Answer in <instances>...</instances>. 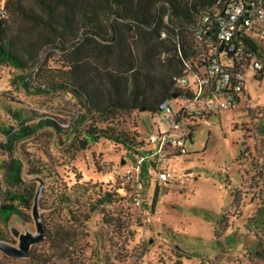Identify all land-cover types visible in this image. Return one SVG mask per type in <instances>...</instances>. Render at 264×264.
<instances>
[{
	"label": "rangeland",
	"instance_id": "rangeland-1",
	"mask_svg": "<svg viewBox=\"0 0 264 264\" xmlns=\"http://www.w3.org/2000/svg\"><path fill=\"white\" fill-rule=\"evenodd\" d=\"M167 14L164 24L172 18ZM5 17L13 35L22 44L34 43L33 54H39L38 62L30 61L25 71L0 66V146L7 142L6 132H15L22 123L52 119L63 131L43 128L16 143L13 151L0 148V208L13 205L24 214L8 221L0 217V238L18 246L20 236L37 232L33 207L41 180L43 220L50 230L59 226L69 235L62 242L34 245L32 258L0 252V264H264V227L256 223L264 210V72L261 78L246 73L245 93L234 108L216 109L208 121L199 119L192 140H187L188 154L166 160L171 180L160 182L149 162L151 171H142L127 186L124 173L134 153L106 138L87 142L85 132L95 126L130 140L169 133L171 123L162 112L153 115L143 109L117 111L107 120L88 113L84 101L56 85L72 83L76 73L71 67L77 62L86 61L93 72L94 63L114 69L116 56L105 54L94 62V41H84L83 33L76 46L62 50L57 43L47 44L49 30L29 15ZM162 31L167 37L160 39L175 46L171 30L164 26ZM184 34L191 42L190 31ZM255 38L264 47L258 32ZM137 47L140 54L142 47ZM177 57L174 49H163L155 58L157 72L176 71ZM38 89L46 92L36 94ZM17 159L24 164L23 183H7L10 165ZM73 187L77 191L70 192L79 205L72 212L56 207L58 195ZM6 192L21 193L32 200V207H20ZM105 192L116 195L93 212ZM136 192L140 208L133 203Z\"/></svg>",
	"mask_w": 264,
	"mask_h": 264
},
{
	"label": "trees",
	"instance_id": "trees-1",
	"mask_svg": "<svg viewBox=\"0 0 264 264\" xmlns=\"http://www.w3.org/2000/svg\"><path fill=\"white\" fill-rule=\"evenodd\" d=\"M219 2L220 0H6L4 10L5 16L29 15L40 24H44L50 34L47 44L57 43L58 48L65 50L68 44L76 46L83 33L84 41H94V62L105 54L116 56L118 66L114 69L107 65L97 67L94 63L93 72L92 66L86 61L77 62L78 66L71 67L76 73L72 83L56 85L57 89L70 90L84 101L88 113L106 117V120L109 114L111 116L117 111L131 113L144 109L146 113L155 115L160 112L159 108L163 103L168 102L170 105L174 103L177 107L176 116L189 133L187 140H192L197 123L203 118L181 110L179 97L186 93V90L179 88L173 78L182 74L181 66L185 62L194 61L196 69L205 72L208 53L196 43L193 32L199 27L205 28L201 24L203 14H215V11L221 8ZM37 7L41 10L38 11ZM166 11L169 18L172 17L168 24L163 22ZM5 16L0 18V66L10 65L25 71L29 68L30 61L38 62L39 53L33 54L34 43L22 44L20 38L13 35L12 25ZM164 26L175 36V46L168 45L160 39ZM185 30L190 31L191 42L186 39ZM207 33L208 36L205 38L214 40L216 28L208 30ZM240 38L254 52L264 56V47L256 42L255 37L242 33ZM137 46L142 47L140 54L135 50ZM106 49H109V52ZM163 49L169 52L174 49L177 52L179 66L176 71L157 72L155 58ZM26 80L27 77H24L23 82L27 88ZM45 92V89H38L35 93ZM212 115L214 114L209 117ZM43 128L51 129L57 134L63 131L60 124L52 119H41L36 124L22 123L15 132L13 130L6 132L7 142L0 148L13 151L16 143L34 137ZM101 138L124 145L127 151L133 152L135 156L145 152L149 147L148 137L141 138L140 135L128 140L95 126L94 130L85 132L84 139L87 142L97 143ZM169 154L168 159L180 156L173 150H170ZM23 168L21 160L12 162L6 182L22 184ZM143 171L147 173V165ZM40 183L44 189V182L41 180ZM125 183L130 186L126 180ZM70 191H77V188L73 187L59 194L55 202L56 207L64 206L72 212L73 207L79 205L77 197ZM6 195L9 194L6 192ZM115 195L109 192L100 193V198L92 207V211L112 202ZM9 196L12 201H18L20 207L24 209L32 207V200L25 198L21 193H12ZM42 196L43 190L40 210L45 209ZM234 198L236 199L235 196ZM14 215L23 216V210L8 204L1 206L0 217L5 221ZM44 223L46 241L56 243L66 240L69 232L59 226L50 230L45 218ZM256 223L264 227V210L256 218ZM0 240L5 241L3 238ZM29 257L32 258L31 253Z\"/></svg>",
	"mask_w": 264,
	"mask_h": 264
},
{
	"label": "built area",
	"instance_id": "built-area-1",
	"mask_svg": "<svg viewBox=\"0 0 264 264\" xmlns=\"http://www.w3.org/2000/svg\"><path fill=\"white\" fill-rule=\"evenodd\" d=\"M5 1L0 0V18L5 16ZM219 4L221 8L215 14H203L201 24L205 28L199 27L193 32L196 43L208 53L205 72L197 70L194 61L185 62L181 66L182 74L173 78L179 88L186 90L179 97L181 110L202 116L206 121L216 109H232L240 102L247 72L264 71V56L254 52L240 38L242 33L255 37L258 32L264 42V0H220ZM213 28H216L215 39H206L207 31ZM161 37L166 38L167 33L162 31ZM162 114L171 123V131L148 136L149 148L126 165L124 177L129 183L135 182L149 162L157 172V179L168 182L173 178V173L165 167L169 151L188 154L189 133L174 108L168 103ZM179 131L176 135L173 133ZM132 198L135 206L140 208L139 193H134Z\"/></svg>",
	"mask_w": 264,
	"mask_h": 264
},
{
	"label": "water",
	"instance_id": "water-1",
	"mask_svg": "<svg viewBox=\"0 0 264 264\" xmlns=\"http://www.w3.org/2000/svg\"><path fill=\"white\" fill-rule=\"evenodd\" d=\"M229 52L232 53V49H230ZM167 105L168 102L163 103L159 108V111L163 112ZM42 190L43 186L40 187V190L36 195L33 207V218L37 227V232L35 234H24L20 236V242L18 246L0 240V252L6 256L17 259L29 258L31 248L45 240L46 226L40 211V198Z\"/></svg>",
	"mask_w": 264,
	"mask_h": 264
},
{
	"label": "crops",
	"instance_id": "crops-1",
	"mask_svg": "<svg viewBox=\"0 0 264 264\" xmlns=\"http://www.w3.org/2000/svg\"><path fill=\"white\" fill-rule=\"evenodd\" d=\"M263 72H264V71H263ZM257 76L260 77V78L262 77L261 74H257ZM244 91H245V90H244ZM240 101H241V100H240ZM239 103H240V102H239ZM209 118H210V117H209ZM209 118H208V120H209ZM208 120H207V121H208ZM151 167H152V166H150V168H148L149 171H151Z\"/></svg>",
	"mask_w": 264,
	"mask_h": 264
}]
</instances>
